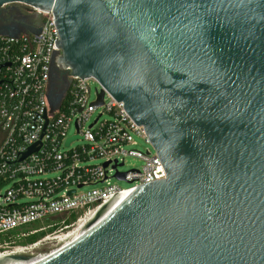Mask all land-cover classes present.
<instances>
[{
	"label": "water",
	"instance_id": "1",
	"mask_svg": "<svg viewBox=\"0 0 264 264\" xmlns=\"http://www.w3.org/2000/svg\"><path fill=\"white\" fill-rule=\"evenodd\" d=\"M10 3L53 12L72 75L123 103L166 178L0 264H264V0Z\"/></svg>",
	"mask_w": 264,
	"mask_h": 264
},
{
	"label": "built area",
	"instance_id": "2",
	"mask_svg": "<svg viewBox=\"0 0 264 264\" xmlns=\"http://www.w3.org/2000/svg\"><path fill=\"white\" fill-rule=\"evenodd\" d=\"M18 4L40 23L0 33V260L50 246L86 226L115 193L166 178L123 103L96 78L72 75L53 12ZM127 157L140 164L119 171ZM37 222L46 225L29 228Z\"/></svg>",
	"mask_w": 264,
	"mask_h": 264
},
{
	"label": "flooded vegetation",
	"instance_id": "3",
	"mask_svg": "<svg viewBox=\"0 0 264 264\" xmlns=\"http://www.w3.org/2000/svg\"><path fill=\"white\" fill-rule=\"evenodd\" d=\"M40 23V19L28 12V8L18 3L0 7V33H19L29 23Z\"/></svg>",
	"mask_w": 264,
	"mask_h": 264
},
{
	"label": "rangeland",
	"instance_id": "4",
	"mask_svg": "<svg viewBox=\"0 0 264 264\" xmlns=\"http://www.w3.org/2000/svg\"><path fill=\"white\" fill-rule=\"evenodd\" d=\"M98 111H96V113H97ZM95 113V114H96ZM94 114V115H95ZM93 115V116H94ZM76 144H79V142H74L73 143V145H76ZM137 148L138 149H140V150H144V145L143 144H138L137 145ZM97 162H100V161H97ZM140 164V161L138 160V159H136V158H134V157H127L126 158V160H125V163H124V165H121L120 167H119V171H125V170H128V169H130V168H132V167H134V166H136V165H139ZM119 185H121V186H126L127 185V183H125L124 181H116ZM43 225H46V222H37V223H35V224H33V225H30L29 226V228H37V227H40V226H43ZM41 234V233H40ZM40 234H36L35 236H34V238L35 237H37V236H39Z\"/></svg>",
	"mask_w": 264,
	"mask_h": 264
},
{
	"label": "bare ground",
	"instance_id": "5",
	"mask_svg": "<svg viewBox=\"0 0 264 264\" xmlns=\"http://www.w3.org/2000/svg\"><path fill=\"white\" fill-rule=\"evenodd\" d=\"M87 226V225H86ZM86 226H84V227H86ZM84 227H82L81 229H83ZM80 229V230H81ZM79 231V230H78ZM77 232V231H76ZM72 234H74V233H72ZM72 234H69V235H67L66 237H68V236H70V235H72Z\"/></svg>",
	"mask_w": 264,
	"mask_h": 264
},
{
	"label": "crops",
	"instance_id": "6",
	"mask_svg": "<svg viewBox=\"0 0 264 264\" xmlns=\"http://www.w3.org/2000/svg\"><path fill=\"white\" fill-rule=\"evenodd\" d=\"M2 137V132L0 131V138Z\"/></svg>",
	"mask_w": 264,
	"mask_h": 264
}]
</instances>
